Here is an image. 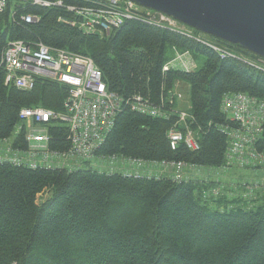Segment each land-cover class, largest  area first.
Returning a JSON list of instances; mask_svg holds the SVG:
<instances>
[{"label":"trees","instance_id":"obj_1","mask_svg":"<svg viewBox=\"0 0 264 264\" xmlns=\"http://www.w3.org/2000/svg\"><path fill=\"white\" fill-rule=\"evenodd\" d=\"M64 1L75 5V0ZM25 15L40 20L25 24L20 20ZM71 18L64 8L8 3L0 18V56L8 43L20 41L90 58L122 106L102 144L80 169L44 164L31 169L23 159L15 165L9 158L28 154L19 111L62 113L68 89L41 79L28 92L6 87L0 68V264H264V190L251 200L254 206L231 208L224 198L204 195L210 186L206 181H179L172 174H104L90 167L91 161L108 164L119 158L142 162L137 172L144 164L161 162L227 169L229 141L223 130L236 129V124L222 112L223 98L244 94L264 100V74L139 21H127L100 38L67 25ZM210 41L256 58L238 46ZM167 50L202 56L204 62L192 71L163 72L172 59ZM178 85L186 87L185 123L196 133L197 151L184 144L169 147L167 133L179 127ZM137 95L169 113V120L133 112L130 102ZM46 131L48 151L69 149L64 126L52 124ZM254 148L264 153V125Z\"/></svg>","mask_w":264,"mask_h":264},{"label":"built area","instance_id":"obj_2","mask_svg":"<svg viewBox=\"0 0 264 264\" xmlns=\"http://www.w3.org/2000/svg\"><path fill=\"white\" fill-rule=\"evenodd\" d=\"M10 2L33 3L42 8H61L62 2L65 1L0 0V14ZM72 6L75 12L74 17L66 24L76 28L83 36L108 37L125 22L139 21L194 41L210 49L221 60L240 61L247 67L264 74L263 58L256 56L255 59H251L236 54L226 47L205 40L203 34H195L193 29L173 18L144 8L130 0H75V5ZM20 20L25 24H36L40 18L25 15L21 16ZM177 53L175 61L179 67L184 71H192L189 54L184 52L177 55ZM0 63L4 74V85L12 83L11 86L19 91H31L37 79L51 81L68 89L62 113L42 108H26L19 111L18 122L25 124L24 136L28 145V154L23 155V160L27 166L35 169L44 164L56 165L67 170L80 169L81 164L90 160L93 151L102 144L113 127L116 113L122 106L121 99L107 90L101 72L95 67L93 61L63 50L28 47L23 42L16 41L8 44L2 52ZM171 68L174 66L170 63L166 64L162 70L165 72ZM176 97L179 98L177 95ZM130 109L150 118L169 120V113L161 111L148 99L139 95L134 96L130 102ZM222 112L236 124V129L223 130L229 141L226 166L261 169L264 175V153H259L254 148L261 137L264 125V100L260 101L244 94H229L223 98ZM187 116V114L185 116L184 113H179L177 122L179 127L176 128L175 125L167 133L171 150L179 144H184L192 152L199 148L198 138L193 137L189 124L185 123ZM52 124L66 128V140L69 143L67 151H48L49 137L46 130L47 126ZM9 159L12 162L17 161L14 156ZM72 161H75V164L69 165ZM141 163L132 161L130 164L134 166ZM155 164L163 170L172 168L179 170L185 166L173 162ZM214 194L213 196L218 195L215 191Z\"/></svg>","mask_w":264,"mask_h":264},{"label":"water","instance_id":"obj_3","mask_svg":"<svg viewBox=\"0 0 264 264\" xmlns=\"http://www.w3.org/2000/svg\"><path fill=\"white\" fill-rule=\"evenodd\" d=\"M264 59V0H130Z\"/></svg>","mask_w":264,"mask_h":264},{"label":"rangeland","instance_id":"obj_4","mask_svg":"<svg viewBox=\"0 0 264 264\" xmlns=\"http://www.w3.org/2000/svg\"><path fill=\"white\" fill-rule=\"evenodd\" d=\"M203 38L205 40H210L211 37L206 36L203 34ZM180 53H177V55ZM176 55V53H174ZM166 57L171 58V52L166 51ZM237 58L239 56H236ZM193 62L192 64V70L197 69L201 67V65L204 62V57L202 56H192L191 57ZM188 61V60H186ZM240 62V61H238ZM1 68V63H0ZM4 84V83H3ZM176 95L179 97L178 100H176L177 105V111L179 113H184L188 115L189 110V103L187 102V94H186V87L181 85L177 87ZM178 113V114H179ZM183 127V125H180ZM180 127V128H182ZM194 134V138L197 137L196 133ZM14 136V135H13ZM12 136V139H13ZM131 161V160H130ZM121 162V159H116V161L110 162L107 164V161H104V163L101 164L99 161H91L90 167L92 170L104 173V174H110V173H120V174H126L127 176H133V177H155L160 178L163 175H152L151 173H146L141 171H136L134 167H132L130 164H127V167H119ZM129 163L128 160L124 163ZM75 161H72L69 163V165H74ZM140 165V164H139ZM137 167V166H136ZM146 171V170H145ZM168 171V170H166ZM171 171L172 177L174 176L175 180L181 181L189 179L197 180V181H206L207 186V192L204 194L206 197H211L214 194V191L217 192L218 198H224V200L227 202L226 205L231 208L236 207H244L242 206L244 204L250 205L251 207L254 206V203H251V200L254 199L255 194H257L258 191L264 190V175L261 172V169H253V168H239L236 166L228 167L227 169H211V168H204V167H189V166H183L182 169H169ZM174 172V175L173 173ZM168 177L170 175H167ZM213 184V185H211ZM240 186V187H239ZM235 188V189H231ZM213 193V194H212ZM44 196H39L38 201H40Z\"/></svg>","mask_w":264,"mask_h":264},{"label":"bare ground","instance_id":"obj_5","mask_svg":"<svg viewBox=\"0 0 264 264\" xmlns=\"http://www.w3.org/2000/svg\"><path fill=\"white\" fill-rule=\"evenodd\" d=\"M8 4V3H7ZM30 6H32V7H37V8H41V9H52V8H42V6H40V5H38V4H33V3H31V4H29ZM5 8V7H4ZM6 8H7V5H6ZM6 8L5 9H3V11L1 12V14H0V18H1V16H2V14L4 13V11L6 10ZM61 8H64L65 9V11L67 12V13H69V14H71L72 15V18L74 17L73 16V14L75 13L74 12V10H73V6L72 5H64V3L62 2V5H61ZM13 15V14H12ZM29 16H36V15H29ZM39 22V21H38ZM67 22V21H66ZM10 43H13V42H10ZM10 43H8V44H10ZM27 45V44H26ZM8 46V45H7ZM28 47H44V48H49V47H47V46H45V45H43L42 43H37V44H28ZM58 50H60V49H58ZM63 51H65V50H63ZM65 52H67V51H65ZM67 53H70V52H67ZM70 54H73V53H70ZM2 55V54H1ZM0 58H1V56H0ZM4 80V79H3ZM12 85V83H7V84H5L4 86H6V87H9V86H11ZM69 102V101H68ZM56 113V112H55ZM25 128V124L24 123H22V128ZM24 138H25V136H24ZM14 158L17 160L16 162H14V164L15 165H17L18 164V161H20L21 159H23V155H21V154H18V153H16L15 154V156H14ZM20 159V160H19ZM128 164H130L132 161H130V160H128Z\"/></svg>","mask_w":264,"mask_h":264},{"label":"crops","instance_id":"obj_6","mask_svg":"<svg viewBox=\"0 0 264 264\" xmlns=\"http://www.w3.org/2000/svg\"><path fill=\"white\" fill-rule=\"evenodd\" d=\"M171 64H173V66H174V68H177V69H180V67H179V65H178V63L175 61V55H174V53H171ZM191 59V58H190ZM191 61L193 62V60L191 59ZM179 86H181V85H178V87ZM188 100V99H187ZM188 102V101H187ZM94 162V161H93ZM125 162H123V161H121L120 162V165H119V167H121V168H125L126 167V165L128 164V163H126V165L124 164ZM131 165V164H130ZM134 167V169L136 168V165H134L133 166ZM143 168L144 169H141L142 170V172H146V173H151L152 175H163V177L164 176H167V175H170L171 173L169 172V171H166V170H163L162 168H160L157 164H154V165H150V164H144V166H143ZM146 170V171H145ZM162 177V176H161Z\"/></svg>","mask_w":264,"mask_h":264}]
</instances>
